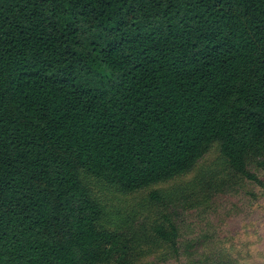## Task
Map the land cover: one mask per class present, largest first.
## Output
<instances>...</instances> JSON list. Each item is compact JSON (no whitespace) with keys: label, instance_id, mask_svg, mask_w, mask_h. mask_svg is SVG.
<instances>
[{"label":"trees","instance_id":"obj_1","mask_svg":"<svg viewBox=\"0 0 264 264\" xmlns=\"http://www.w3.org/2000/svg\"><path fill=\"white\" fill-rule=\"evenodd\" d=\"M213 147L226 174L150 192L149 224L106 226L84 182L133 194ZM257 171L264 0H0V264H239L242 241L182 240L177 221L234 187L254 207Z\"/></svg>","mask_w":264,"mask_h":264},{"label":"rangeland","instance_id":"obj_2","mask_svg":"<svg viewBox=\"0 0 264 264\" xmlns=\"http://www.w3.org/2000/svg\"><path fill=\"white\" fill-rule=\"evenodd\" d=\"M227 172L224 160L220 155L218 147H213L201 159L196 168L185 176L176 178L175 180L141 190L129 195H123L105 186L102 182L92 178H85L84 182L88 185L92 195L104 206L105 213L108 216L104 221L108 227H120L124 225L137 226L139 224H149L154 220V216L158 214L157 205L151 204L149 194L152 191H158L160 194H168L170 191L197 190V184L202 179L222 178L220 175H225ZM258 176H263V171H257ZM225 179H221L218 183H224ZM250 190L254 193H259L260 189L255 185H250ZM225 194H218L217 199L212 205L208 202L210 211L199 215V210L188 211L182 215L177 221L181 230L182 240L191 239L195 236L199 229L203 227L205 232L210 229L214 232L218 243L221 246L230 247V242L233 247H241L236 241H242L245 249L240 250L237 254L235 250L233 254L239 258V264H264V191L259 193V200L249 209L243 208L246 202L245 198L235 196V187L232 191L223 190ZM167 202V201H165ZM207 203V205H208ZM236 203H239L236 206ZM205 209V208H204ZM207 209V208H206ZM239 209V210H238ZM202 220V221H201ZM144 248H146L144 246ZM246 252V254H245ZM167 255V251L160 249L159 251L144 256L142 264H177L174 259L166 260L161 258ZM158 257L160 261H158Z\"/></svg>","mask_w":264,"mask_h":264}]
</instances>
